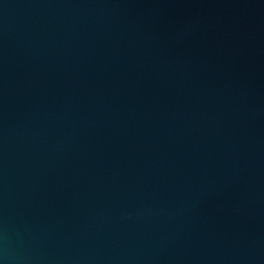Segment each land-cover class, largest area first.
Here are the masks:
<instances>
[{
	"label": "water",
	"instance_id": "obj_1",
	"mask_svg": "<svg viewBox=\"0 0 264 264\" xmlns=\"http://www.w3.org/2000/svg\"><path fill=\"white\" fill-rule=\"evenodd\" d=\"M0 264H264V0H0Z\"/></svg>",
	"mask_w": 264,
	"mask_h": 264
}]
</instances>
